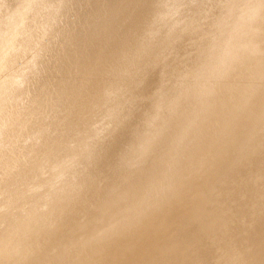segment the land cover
<instances>
[{"label":"clouds","instance_id":"1","mask_svg":"<svg viewBox=\"0 0 264 264\" xmlns=\"http://www.w3.org/2000/svg\"><path fill=\"white\" fill-rule=\"evenodd\" d=\"M0 264H264V0H0Z\"/></svg>","mask_w":264,"mask_h":264}]
</instances>
